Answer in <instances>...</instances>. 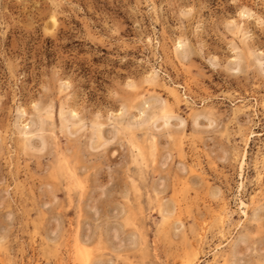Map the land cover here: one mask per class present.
Instances as JSON below:
<instances>
[{"label":"rangeland","instance_id":"1","mask_svg":"<svg viewBox=\"0 0 264 264\" xmlns=\"http://www.w3.org/2000/svg\"><path fill=\"white\" fill-rule=\"evenodd\" d=\"M0 264H264V0H0Z\"/></svg>","mask_w":264,"mask_h":264},{"label":"bare ground","instance_id":"2","mask_svg":"<svg viewBox=\"0 0 264 264\" xmlns=\"http://www.w3.org/2000/svg\"><path fill=\"white\" fill-rule=\"evenodd\" d=\"M151 80V79H150ZM173 98V97H172ZM39 127V126H38ZM35 128V127H34ZM192 166V165H191ZM241 204V203H240ZM243 205V204H242ZM244 206V205H243ZM115 238V237H114ZM236 244V243H235ZM85 248V247H84ZM84 261H85V263L87 262V256L85 255L84 256Z\"/></svg>","mask_w":264,"mask_h":264},{"label":"snow or ice","instance_id":"3","mask_svg":"<svg viewBox=\"0 0 264 264\" xmlns=\"http://www.w3.org/2000/svg\"><path fill=\"white\" fill-rule=\"evenodd\" d=\"M241 15H244V13H241ZM241 207H243V205H241Z\"/></svg>","mask_w":264,"mask_h":264}]
</instances>
